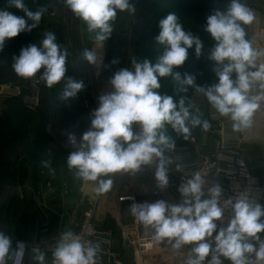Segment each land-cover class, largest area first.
I'll use <instances>...</instances> for the list:
<instances>
[{"label": "clouds", "instance_id": "clouds-1", "mask_svg": "<svg viewBox=\"0 0 264 264\" xmlns=\"http://www.w3.org/2000/svg\"><path fill=\"white\" fill-rule=\"evenodd\" d=\"M75 17L85 22L87 31L97 42L108 40L113 32L117 11L134 12L130 0H63ZM8 7L21 10L24 17L8 10H0V51L7 39L37 28L47 12L41 6L33 11L24 0H8ZM253 11L241 0H229L226 8L216 7L206 18L204 31L210 34L214 45L208 59L214 62L213 71L218 81L210 86H199L196 77L177 69L189 59V49L194 47L199 58L203 41L185 30L174 12L159 21L160 32L156 42L163 52L153 64L148 59L134 62V70L121 68L109 79L111 91L98 97L99 106L91 113V124L77 138L68 133V141L76 148L67 158L69 170L86 182H95L97 195H104L113 188L112 174H138L145 166H153L156 187L169 186V166L174 163L166 152L175 148L174 139L166 134V125L185 139L191 128H209V122L199 114H192V105L181 96L161 95L160 78L171 77L180 85V91L194 88L206 97L219 115L229 118L234 131L251 127L254 114L264 101V49L254 48L247 38L245 26L253 23ZM30 20L31 24L27 23ZM67 49L57 43L52 32H46L39 44L22 47L13 56L12 69L18 77L29 79L40 73L48 88L63 81L62 100L76 98L84 90L83 80L66 76ZM83 60L98 63L95 50L84 49ZM112 64L119 61L113 59ZM43 71L41 72V70ZM256 89V94H252ZM197 113L199 110L197 109ZM134 126L139 127L137 132ZM44 162L45 167L48 166ZM177 171L183 164L175 162ZM207 181L199 171L180 184L179 203L165 200L137 203L134 197L128 212L146 230H151L156 244L166 243L173 252L190 246L184 264H264V205L252 196L232 197L223 200L219 183L212 184L205 192ZM225 205H231V216L225 223ZM220 222V223H218ZM11 239L0 232V264H6ZM99 244L88 242L72 231L62 233L52 264H96ZM209 256L211 257L210 259ZM36 259L43 264L44 254Z\"/></svg>", "mask_w": 264, "mask_h": 264}, {"label": "crops", "instance_id": "crops-1", "mask_svg": "<svg viewBox=\"0 0 264 264\" xmlns=\"http://www.w3.org/2000/svg\"><path fill=\"white\" fill-rule=\"evenodd\" d=\"M24 2L33 11L44 6L47 12L37 28L6 40L15 45L13 51L20 52L22 47L31 43L39 44L46 32H52L57 43L68 52L66 76L83 80L85 88L76 98L65 101L61 99L63 81L48 88L41 79V110L43 116H48L47 120L17 124L16 134H10V138L3 140L4 153L0 156V232L11 239L7 257L12 258L15 244L19 240L37 244L42 240L51 241L65 231L78 232L86 214L91 212L97 229L110 237L112 249L125 262H133L135 249L124 236L125 228L134 222V217L128 212L132 202L127 197H134L139 202L148 201L153 199L152 192L159 190V200L179 203L181 198L170 186L164 190L156 187L152 175L153 166H145L138 174H112V190L107 194L97 195L95 182L79 179L75 169L69 170L67 158L71 153L68 133H74L79 140L88 130L89 114L96 108L98 97L112 90L109 84L112 75L121 68H134L136 48L131 42L130 31L134 12L117 11L111 37L104 42H97L93 38L94 34L87 31L85 22L75 17L63 0ZM241 2L255 15L253 23L245 26L247 38L252 41L254 48L264 49V0ZM0 10H8L27 20L23 11L8 7V0H0ZM27 23L31 24V21L28 20ZM84 49H101L106 52V60L107 52L114 57L118 54L116 59L119 63L114 64V68L103 69L98 77L93 72V65L82 58ZM257 63H264V57ZM217 81L218 78L215 77L213 81L201 86H210ZM256 92L254 89L252 94ZM190 105L193 113L199 114L202 120H207L210 126L208 129L202 126L191 128L188 144L176 147L183 151L188 162L198 161L216 150L219 140L218 124L222 121L227 144L243 156L250 174L259 179L264 177V170L259 167L264 164V101L254 114L251 127L239 132L233 130V122L229 118L219 115L210 106L202 93L195 90L191 94ZM32 110L28 111L34 114L35 111ZM7 111L5 102H0V114ZM134 128L139 131L138 126ZM45 161L49 162L47 167L44 165ZM45 226L49 231L44 235L41 229ZM151 234V230L142 228L143 237ZM189 248L190 246H185L177 253L163 243L147 256L146 262L184 264L190 254ZM36 257L37 255L28 253L25 264H40ZM210 258L209 256L208 259ZM52 262L53 257L48 256L43 264ZM224 264L230 262L225 260Z\"/></svg>", "mask_w": 264, "mask_h": 264}, {"label": "built area", "instance_id": "built-area-1", "mask_svg": "<svg viewBox=\"0 0 264 264\" xmlns=\"http://www.w3.org/2000/svg\"><path fill=\"white\" fill-rule=\"evenodd\" d=\"M96 53L98 55V63L93 65V70L95 75L99 77L102 74L105 53L102 50H98ZM19 78L22 80L21 84L0 86V98H22L27 108L33 110L38 109L41 105L42 81L40 79V73H37L35 77L27 80L21 77ZM24 91H26L27 94H25ZM98 106L99 101L96 108H98ZM91 113L89 114V127L91 124ZM218 136L219 140L216 150L195 162H188L183 151L179 148L175 147L172 151L166 152V155L170 156L174 161V163L169 166V186L174 189L181 198V194L178 191L180 184L191 178L196 171H199L207 181L205 192H207V188L211 187L214 183H219L221 185L223 189L222 201L230 197L234 200L241 196H252L256 201L264 205V177L259 179L250 174L243 156L227 144L224 123L222 121L218 124ZM69 150L72 152L75 151L76 148L70 144ZM175 162H181L183 164V171H177ZM259 167L264 170V164L259 165ZM154 171L155 169L153 167V178ZM152 197L153 199L148 201L139 202L137 199H135V201L137 203L155 202L160 198V191L154 190L152 192ZM129 201L133 202L132 200ZM230 210L231 205H225V220L223 221L225 225L227 219L231 216ZM142 228L143 226L134 219L133 224L124 230L125 238L135 249V260L130 263L125 262L112 249L110 237L97 229L91 212L86 214L82 226L75 234L79 235L86 245L88 242L99 244L96 264H147V256L161 247L163 243L156 244L152 240V234L148 237H143L141 235ZM48 231L49 229L47 226L41 229V233L44 235L47 234ZM61 235L51 241L42 240L37 244H28L21 240L17 241L12 258L5 257L6 264H25L28 253H33L37 256L43 253L45 257H53L52 253ZM260 235L264 236V233Z\"/></svg>", "mask_w": 264, "mask_h": 264}, {"label": "rangeland", "instance_id": "rangeland-1", "mask_svg": "<svg viewBox=\"0 0 264 264\" xmlns=\"http://www.w3.org/2000/svg\"><path fill=\"white\" fill-rule=\"evenodd\" d=\"M130 3H132L133 6H134V14H133L132 20H131L132 23L130 25V31H131V39H132L131 42L134 45V47L136 48V60H135V62H140L139 59H141L142 61L144 59H148L149 61H151L153 63V61L158 58V57H155L156 53L159 56L160 55V50L163 49V46L157 44V49L155 51H153V52L151 51L152 55H148L149 57L142 56L141 58H138V51L139 52L140 51L143 52L145 50L148 51V49H149L148 40L146 39V37H144V38H142V36L140 37L141 33L137 32L138 31V27L140 25V22L143 19V17H142L143 14H141L140 17L138 15L140 12L142 13V11H144V10H146V12L148 14L150 12L152 14L154 12H156L160 17H162V19L165 18L169 12H174L179 17L180 22L185 27H187L185 29L187 31H190V23L192 24V22H193L192 25H196L197 27L201 26L202 24H204V25H202V27H204L206 25V15L205 16L204 15L200 16L199 14H193L192 16H190V13H189L190 11H188L185 14H181V13L177 12L175 9H172V7H171L172 4L169 3V0H165L164 2H160V0H146V8L145 9L143 8L144 0H130ZM228 3H229V0H221L220 8H222V9L226 8ZM175 5H176L175 7H177V6H185L186 3H185L184 0H175ZM159 16H158V18H160ZM160 20L161 19H157V21L150 22V24H148L147 27L151 28V26L155 25V22H157V26H159L158 23H159ZM148 21H149V18H148ZM126 28H127V26H125V29ZM200 39L203 41V45L207 46L211 50V48L213 47L215 42H214L213 39H210V34L208 35V33L205 32V35L203 37H201ZM210 50L208 52L204 53L207 63L200 67L201 68V70H200L201 74L199 73V74L194 75L196 77V84L199 85V86H201L205 82L213 81L215 79V77H216L215 73L213 71L214 62L208 59V53L210 52ZM96 52H98V50H96ZM104 53H106V52H104ZM117 55H115V57H114L112 55V53L107 52V60H106V54H105V61H104L103 69H109V68H112V67L114 68L115 66H114V64L111 63V61L113 59H116ZM11 60L13 61V58ZM183 66H184V68H182V72L181 73L182 74L185 73V72L190 73V49H189V59L185 62V64ZM185 67H187V68H185ZM130 69L134 70L133 67H130ZM11 70H13V69L11 68ZM93 72H94V70H93ZM21 83H22V80L18 77L17 81H15L14 83H10V84L17 85V84H21ZM160 83H161V88L158 91L160 92L161 95L167 94V95H170V96H174V98L177 101L180 99L181 96H183V97L186 98L185 99L186 105L190 104L191 94L193 92H195L194 88L189 87L187 92H182V91L179 90L181 86L178 85L176 82H174L171 77L160 78ZM6 84H9V83H6ZM3 85H5V84H3ZM2 99L3 98H0V102H5L7 100V99H3V100ZM53 102H54V97H53ZM50 104H51V101H50ZM41 105H42V103H41ZM41 105H40V107L38 109L32 110V111H35L34 114H33L35 117L33 115H30L29 113H25L22 110H20L21 115H22V117H20L21 120H19L18 118H12L13 122H14V120H19L21 122L22 121H24V122H29V121L34 122V121H38V120H39V122L46 121L48 116H44L43 117L42 110H41V108H42ZM8 106H11V104H9ZM12 106H13V108H15L14 106H17V104L13 103ZM190 112L192 113V110H190ZM4 119H6V118H4ZM165 131H166L167 135L172 136V138L174 139L175 147H182V146H186L188 144L190 135L188 136L187 139H185L183 135L177 134L171 128L170 125H166ZM4 133H6V131H4ZM184 149H186V147H184Z\"/></svg>", "mask_w": 264, "mask_h": 264}, {"label": "trees", "instance_id": "trees-1", "mask_svg": "<svg viewBox=\"0 0 264 264\" xmlns=\"http://www.w3.org/2000/svg\"><path fill=\"white\" fill-rule=\"evenodd\" d=\"M164 1L165 0H160V2H164ZM184 1L186 3L185 6L175 7L176 6L175 0H169V3L172 4L171 5L172 9H175L177 12H179L181 14H185L188 11H190L189 12L190 16H192L193 14H199L200 16L206 15V18L209 14H211V12L214 8H216V7L220 8V3H221V0H184ZM143 8L144 9L146 8V0H144ZM141 14H143L142 15L143 19L140 22V25L138 27L137 32L141 33L140 37L141 36H142V38L146 37V39L148 40L149 49H148V51L145 50L143 52L138 51V58H141L142 56L149 57L148 55H152V52L157 49L158 43L156 42L155 37L158 36V34L160 32V28H159V26H157V22H155V25L151 26V28H148L147 26H148V24H150V22L157 21V19H162V17H160L156 12H154L153 14L150 12L148 14L146 12V10H144V11H142V13L140 12L138 14L139 17ZM158 16L160 18H158ZM148 18H149V21H148ZM192 24H193V22H192ZM192 24L190 23V32L195 36H199L200 38L203 37L205 35V31L203 28L205 26L202 27V25H204V24H202L199 27H197L196 25H192ZM184 28L186 29L187 27L184 26ZM210 39H212V38L210 37ZM14 48H15L14 44L8 43L6 41L3 50L0 51V85L6 84V83L10 84V83H14L15 81H17L18 76L15 74V72L13 70H11L12 63H13V61L11 59L13 58V56H18L20 52H14L13 51ZM209 50H210V48H208L207 46H204L202 55L199 58H197L195 55L194 47L192 49H190V74L196 75V74L200 73V70H201L200 67L207 63L204 53L208 52ZM162 51H163V49L160 50V55H161ZM159 56L156 53L155 57H159ZM157 59L153 61V64L157 61ZM139 60H140V62L142 61L141 59H139ZM182 68H184V66H181L177 70L182 72ZM185 68H187V67H185ZM24 92H25V94H27L26 91H24ZM13 103L17 104V106H14L15 108H13V106H12ZM9 104H11V106H8ZM5 105L7 106L8 111L5 114H0V156H2L4 153L3 152L4 148L2 146L3 140L10 138V134H16V131H17L16 127L17 126H15V125L25 124V123H41V122H39V120L34 121V122H32V121H29V122L19 121V120H21L20 117H22L20 110H22L25 113H29L30 115H33V113H31L27 110L26 106L24 105L22 98H8L5 101ZM190 110H192V108ZM192 114H195V113H193V110H192ZM4 118H6V119H4ZM12 118H18L19 120H14V122H13ZM4 131H6V133H4ZM24 132H26V131H24Z\"/></svg>", "mask_w": 264, "mask_h": 264}]
</instances>
